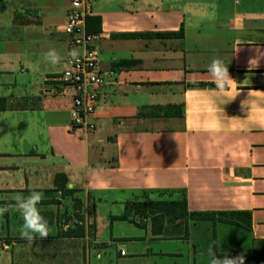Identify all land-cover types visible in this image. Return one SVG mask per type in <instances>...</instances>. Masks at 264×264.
<instances>
[{
  "label": "crops",
  "instance_id": "0c3cea01",
  "mask_svg": "<svg viewBox=\"0 0 264 264\" xmlns=\"http://www.w3.org/2000/svg\"><path fill=\"white\" fill-rule=\"evenodd\" d=\"M68 3L0 0V264H210V248L264 264V0H94L103 84L88 134L56 79ZM217 58L237 84L213 101L196 90L214 87ZM32 190L50 235L29 247L14 205ZM181 196L187 212L232 215L137 207Z\"/></svg>",
  "mask_w": 264,
  "mask_h": 264
},
{
  "label": "built area",
  "instance_id": "2783aa9c",
  "mask_svg": "<svg viewBox=\"0 0 264 264\" xmlns=\"http://www.w3.org/2000/svg\"><path fill=\"white\" fill-rule=\"evenodd\" d=\"M94 0H69L63 32L68 38L69 52L75 48L80 52L79 60L67 56V68L56 77L61 93L71 96L70 126L84 134L95 130L98 105L96 88L103 84L99 52L91 47L96 38L88 32L87 19L91 15ZM77 113L74 119L72 113Z\"/></svg>",
  "mask_w": 264,
  "mask_h": 264
},
{
  "label": "clouds",
  "instance_id": "9594fccd",
  "mask_svg": "<svg viewBox=\"0 0 264 264\" xmlns=\"http://www.w3.org/2000/svg\"><path fill=\"white\" fill-rule=\"evenodd\" d=\"M69 57L73 61L79 60L80 52L78 49L73 48L69 53ZM44 59L49 64L56 66L61 63L62 57L55 49H50L44 54ZM208 74L212 78L214 87L211 89H198L204 96H207L209 100H213L215 97H222L230 95L232 91H235L236 81L231 78L229 68L221 59H213L208 65ZM240 93H237V96ZM249 96V94H248ZM248 102V99L243 103ZM74 119L77 118V113L73 112ZM92 174H98L100 169H91ZM69 188L74 187L73 184L68 185ZM43 199V193L40 191L32 190L27 196L17 195L15 197V209L20 213L23 223L20 228V238L27 242L31 247L37 240L43 241L50 235V226L48 221L41 215L38 205ZM9 210L8 206H0V216H3ZM73 227L72 223L64 225V231H68ZM210 264H244V257L237 256L235 258H229L228 255L223 258H218L214 252V248L209 249Z\"/></svg>",
  "mask_w": 264,
  "mask_h": 264
},
{
  "label": "trees",
  "instance_id": "16d2710c",
  "mask_svg": "<svg viewBox=\"0 0 264 264\" xmlns=\"http://www.w3.org/2000/svg\"><path fill=\"white\" fill-rule=\"evenodd\" d=\"M5 108L4 98H0V110ZM137 207L143 213L156 215L155 219L162 220L163 216H170L175 219H189L193 221L208 220L211 222L226 220L225 217L232 215L225 212H187L185 201L180 199L166 202L145 201L137 203ZM153 218V220H154Z\"/></svg>",
  "mask_w": 264,
  "mask_h": 264
},
{
  "label": "rangeland",
  "instance_id": "374dc122",
  "mask_svg": "<svg viewBox=\"0 0 264 264\" xmlns=\"http://www.w3.org/2000/svg\"><path fill=\"white\" fill-rule=\"evenodd\" d=\"M58 2H59V0H58ZM3 24H5V23H3ZM6 31H8V29H3V30H2V33L6 32ZM244 235H245V234H243V237H244Z\"/></svg>",
  "mask_w": 264,
  "mask_h": 264
}]
</instances>
